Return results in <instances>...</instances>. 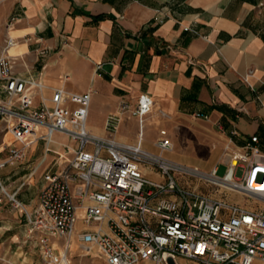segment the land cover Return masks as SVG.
Masks as SVG:
<instances>
[{
    "label": "crops",
    "instance_id": "crops-1",
    "mask_svg": "<svg viewBox=\"0 0 264 264\" xmlns=\"http://www.w3.org/2000/svg\"><path fill=\"white\" fill-rule=\"evenodd\" d=\"M9 37L13 74L43 85L31 90L35 106L59 88L91 94L86 129L92 135L106 138L107 117L118 114L113 138L136 143L133 111L149 95L145 150L157 153L154 144L165 130L172 144L165 156L203 171L226 163L251 137L264 154V0H0V54ZM73 146L55 134L32 144L24 163L0 168L4 189L22 205L0 202L3 258L24 261V211L32 213L43 174ZM6 158L0 135V163ZM228 198L264 208L239 195ZM84 229L105 226L79 220L72 240Z\"/></svg>",
    "mask_w": 264,
    "mask_h": 264
},
{
    "label": "built area",
    "instance_id": "built-area-1",
    "mask_svg": "<svg viewBox=\"0 0 264 264\" xmlns=\"http://www.w3.org/2000/svg\"><path fill=\"white\" fill-rule=\"evenodd\" d=\"M13 45L9 37L0 54V95L5 98L0 100V135L7 151L0 168L24 163L32 144L48 143L55 134L74 144L66 147L69 157L57 155L54 168L43 174L32 213L24 211L26 239L35 242L44 264H72L70 246L79 220L105 226L77 231L75 241L84 256L95 251L106 264H178L179 259L264 264V208L248 209L228 198L234 194L264 205V154L256 137L227 155L222 176L219 165L203 171L165 156L172 149L165 130L159 131L157 153H152L141 145L144 120L153 107L149 95H141L133 111L136 143L113 138L118 114L107 117L108 136L97 137L86 129L89 92L59 88L34 105L31 90L43 85L13 74L6 52ZM147 171L159 178L150 179ZM4 198L22 208L0 182V202Z\"/></svg>",
    "mask_w": 264,
    "mask_h": 264
},
{
    "label": "rangeland",
    "instance_id": "rangeland-1",
    "mask_svg": "<svg viewBox=\"0 0 264 264\" xmlns=\"http://www.w3.org/2000/svg\"><path fill=\"white\" fill-rule=\"evenodd\" d=\"M225 172V165L223 163L219 164L217 175L222 176ZM76 242V241H75ZM77 243V242H76ZM25 252V259L19 260V262H13L6 258L0 256V264H44L40 258L38 248L33 240H28L25 248H23ZM70 260L72 264H106L101 259H99L93 251L91 255L84 256L83 248L77 243V246L69 253ZM178 264H194L190 261L179 259Z\"/></svg>",
    "mask_w": 264,
    "mask_h": 264
},
{
    "label": "bare ground",
    "instance_id": "bare-ground-1",
    "mask_svg": "<svg viewBox=\"0 0 264 264\" xmlns=\"http://www.w3.org/2000/svg\"><path fill=\"white\" fill-rule=\"evenodd\" d=\"M77 246V243L75 242V240L72 241V245L70 246V250L74 249Z\"/></svg>",
    "mask_w": 264,
    "mask_h": 264
}]
</instances>
